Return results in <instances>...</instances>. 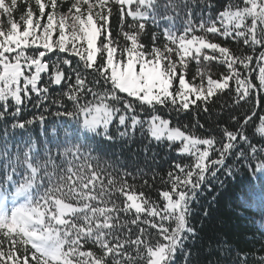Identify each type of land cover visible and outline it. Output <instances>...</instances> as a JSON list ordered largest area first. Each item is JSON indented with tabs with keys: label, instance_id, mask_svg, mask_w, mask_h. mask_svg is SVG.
Masks as SVG:
<instances>
[{
	"label": "snow or ice",
	"instance_id": "obj_1",
	"mask_svg": "<svg viewBox=\"0 0 264 264\" xmlns=\"http://www.w3.org/2000/svg\"><path fill=\"white\" fill-rule=\"evenodd\" d=\"M222 95L248 108L219 136L179 124ZM262 98L264 0H0V264H264V239L201 260L189 224L220 174L264 213ZM161 148L190 162L160 174Z\"/></svg>",
	"mask_w": 264,
	"mask_h": 264
},
{
	"label": "trees",
	"instance_id": "obj_2",
	"mask_svg": "<svg viewBox=\"0 0 264 264\" xmlns=\"http://www.w3.org/2000/svg\"><path fill=\"white\" fill-rule=\"evenodd\" d=\"M219 4H223L225 0H217ZM118 21L113 19L112 30L115 34L118 30ZM235 48V45H232ZM212 65V75L215 78L217 74L223 71L222 67H216L215 61L208 62ZM204 64H201L203 67ZM196 71L194 61L189 65V79ZM46 79V77H45ZM58 91V90H57ZM55 95V92L53 93ZM264 99V98H262ZM36 103L35 97L31 103H26V107L21 114V119H28L39 114V109L34 108ZM264 106V105H262ZM248 106L240 108L232 103L229 96L222 95L215 104L211 105L210 111H190L183 113L179 117V124L194 125L197 122L204 124V128L191 129L199 136H219V130L216 128L217 122L228 124L231 126L229 117L233 114H239L247 111ZM258 115H264V111L257 109ZM175 119V114H173ZM257 121V126H258ZM38 129V125L35 126ZM249 134L254 135V143L259 142V133L254 132V128L249 126ZM139 143V141H137ZM135 147V145H134ZM158 164H151L150 167L156 168L160 174H165L170 169L173 161L189 163L186 156H178L175 152H166L164 149L157 150ZM143 160V157H141ZM150 175V173H149ZM223 181V184L220 183ZM212 187L202 186L197 193L196 199L191 202L189 224L197 229L198 236L194 244L190 246L193 252L199 253V258L203 260L211 247L215 246L216 239H228L234 245L244 250L258 249L261 239H264V213L261 212L258 203H252L251 206L246 205L241 196L244 186L247 185L248 177L246 172H241L234 179H229L220 174L218 180H212L209 177ZM159 180L156 181L154 189L150 195L155 199L157 192L155 189H163ZM207 211L208 215L204 213ZM212 240L211 246L209 239ZM177 264H182L181 258L177 257Z\"/></svg>",
	"mask_w": 264,
	"mask_h": 264
}]
</instances>
